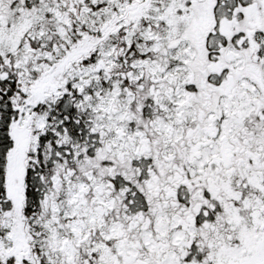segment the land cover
Masks as SVG:
<instances>
[{
  "label": "snow or ice",
  "instance_id": "obj_1",
  "mask_svg": "<svg viewBox=\"0 0 264 264\" xmlns=\"http://www.w3.org/2000/svg\"><path fill=\"white\" fill-rule=\"evenodd\" d=\"M0 264H264V0H0Z\"/></svg>",
  "mask_w": 264,
  "mask_h": 264
}]
</instances>
